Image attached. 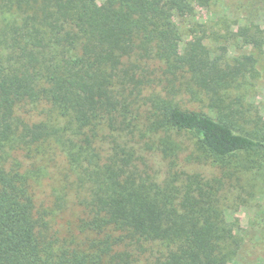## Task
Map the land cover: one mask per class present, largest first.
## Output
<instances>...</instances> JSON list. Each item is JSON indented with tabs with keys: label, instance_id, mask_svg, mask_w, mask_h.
Returning a JSON list of instances; mask_svg holds the SVG:
<instances>
[{
	"label": "trees",
	"instance_id": "16d2710c",
	"mask_svg": "<svg viewBox=\"0 0 264 264\" xmlns=\"http://www.w3.org/2000/svg\"><path fill=\"white\" fill-rule=\"evenodd\" d=\"M205 2L0 0V264L235 258L241 239L214 212L234 174L230 163L264 156V120L247 101L264 27L236 30L252 54L213 56L196 35L178 54L174 14ZM140 96L151 106L150 133H164L163 157L174 163L168 133H186L220 176L170 170L158 180L134 145ZM39 104L49 106L50 120L20 115ZM56 149L81 210L68 236L54 229V211L34 191L45 176L36 158Z\"/></svg>",
	"mask_w": 264,
	"mask_h": 264
},
{
	"label": "rangeland",
	"instance_id": "374dc122",
	"mask_svg": "<svg viewBox=\"0 0 264 264\" xmlns=\"http://www.w3.org/2000/svg\"><path fill=\"white\" fill-rule=\"evenodd\" d=\"M173 20L181 34V40L175 44L178 54L183 53L192 36L196 35L203 37V44L211 55L224 54L225 50L226 57L231 59L255 52L251 47L243 45L235 33L239 26L250 23L255 27H264V1L206 0L202 6L194 5L188 14H174ZM256 55L257 75L252 79L250 88L248 87L247 101L264 120V56ZM148 95L149 92L146 91L141 96ZM141 96L139 104L143 107L137 116L140 123L133 137L134 145L138 143L140 154L158 180L164 178L170 170L199 173L205 178L220 176V169L201 158L194 140L186 133H168L166 138L174 163L171 164V159L163 157L157 147L164 133H150L148 124H145L148 116L144 111L151 106L149 103L144 105L146 100ZM51 114L49 106L45 104L37 105L29 114L24 110L20 112L29 121L50 120L53 116ZM195 156L199 160L195 161ZM35 166L45 174L34 188L36 199L38 203H43L47 209L54 211L52 226L63 236L77 233L81 210L75 205L69 189L71 179L64 157L58 149L51 150L46 155L38 156ZM229 169L234 174L225 179L219 207L214 212L215 222L230 226L233 234L241 239L235 258L227 264H264V156L261 160L256 157L249 160L241 157L239 162H231Z\"/></svg>",
	"mask_w": 264,
	"mask_h": 264
}]
</instances>
